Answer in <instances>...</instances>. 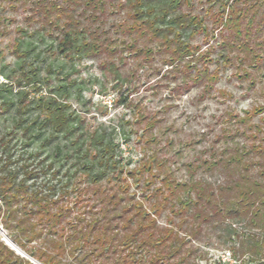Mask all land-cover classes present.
<instances>
[{"label": "rangeland", "instance_id": "1", "mask_svg": "<svg viewBox=\"0 0 264 264\" xmlns=\"http://www.w3.org/2000/svg\"><path fill=\"white\" fill-rule=\"evenodd\" d=\"M63 26L96 52L61 55ZM262 109L264 0H0V139L17 167L37 174L36 187L55 189L53 200L72 207L90 180L96 138L111 142L122 177L155 158L180 182L187 165L213 160L224 138L264 132ZM56 111L65 128L51 123ZM141 186L130 193L140 198ZM8 234L0 225L4 245L40 264ZM205 250L211 261L228 259Z\"/></svg>", "mask_w": 264, "mask_h": 264}, {"label": "trees", "instance_id": "2", "mask_svg": "<svg viewBox=\"0 0 264 264\" xmlns=\"http://www.w3.org/2000/svg\"><path fill=\"white\" fill-rule=\"evenodd\" d=\"M65 15L66 23L73 19ZM147 30L159 33L151 25ZM62 31L61 55L96 52L90 42L78 40L74 27L63 26ZM256 109L237 123L249 124L261 110ZM59 114L50 113L56 130L68 123ZM246 131L250 135L224 138L213 160L187 165L188 178L180 182L155 158L122 177L115 170L111 142L96 138L99 148L85 162L90 180L78 190L72 207L61 198L53 200L54 188L36 187L32 181L37 174L17 167L0 139V225L16 247L40 264H262L264 132L258 126ZM211 175L218 180L211 182ZM140 183L143 192L137 198L130 190ZM212 245L228 259L209 260L205 247ZM0 264L31 263L0 241Z\"/></svg>", "mask_w": 264, "mask_h": 264}]
</instances>
